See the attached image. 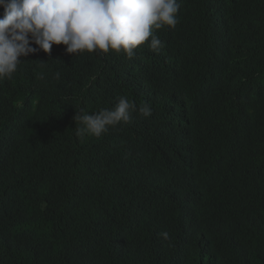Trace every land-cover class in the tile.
<instances>
[{"label":"trees","instance_id":"trees-1","mask_svg":"<svg viewBox=\"0 0 264 264\" xmlns=\"http://www.w3.org/2000/svg\"><path fill=\"white\" fill-rule=\"evenodd\" d=\"M178 2L159 53L53 45L0 80V264H264V0ZM120 97L152 116L76 136Z\"/></svg>","mask_w":264,"mask_h":264},{"label":"clouds","instance_id":"clouds-1","mask_svg":"<svg viewBox=\"0 0 264 264\" xmlns=\"http://www.w3.org/2000/svg\"><path fill=\"white\" fill-rule=\"evenodd\" d=\"M0 80L10 79L22 57L41 51L50 53L53 45H64L68 54H124L129 60L138 46L159 53L163 43L156 30L175 28L180 10L178 0H0ZM150 38V40H149ZM43 63V62H42ZM59 78V73L56 74ZM43 78V75H41ZM152 116L145 102L120 97L111 109L87 113L76 111L75 134L80 139L100 137L110 127L127 124L131 114ZM168 239L167 232L160 233Z\"/></svg>","mask_w":264,"mask_h":264},{"label":"bare ground","instance_id":"bare-ground-1","mask_svg":"<svg viewBox=\"0 0 264 264\" xmlns=\"http://www.w3.org/2000/svg\"><path fill=\"white\" fill-rule=\"evenodd\" d=\"M209 92V91H208Z\"/></svg>","mask_w":264,"mask_h":264}]
</instances>
